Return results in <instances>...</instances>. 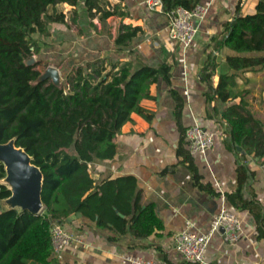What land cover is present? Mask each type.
<instances>
[{
    "label": "crops",
    "instance_id": "obj_1",
    "mask_svg": "<svg viewBox=\"0 0 264 264\" xmlns=\"http://www.w3.org/2000/svg\"><path fill=\"white\" fill-rule=\"evenodd\" d=\"M109 2L119 4L125 14L102 19L99 13L93 17L89 14L84 0L76 5L62 2L65 21L50 22L47 35L35 34L45 43L37 57L47 62L44 69L57 65L62 80L75 65L99 57L131 61L135 68L172 63L170 82L159 78L151 84L152 96L141 100L152 113L151 118L133 112L115 136L116 154L90 162L96 182L135 175L140 203L154 204L163 229L149 236H135L130 231L119 232L112 223L100 226L95 219L76 212L65 219L64 225L81 240H74L54 257L60 264H128L129 253L156 259L160 264H264V220L259 224L250 208L236 207L227 197L238 186L237 162L247 163L254 174L244 192L260 202L264 218V156L250 154L244 147L245 152L240 151L230 138L231 126L223 111L242 96L223 101L212 91L214 97L209 98L210 87L202 75L209 56L217 62L214 86L222 73H236L237 90L243 91L248 108L264 121V65L239 68L229 62L232 55L255 57L264 52L237 54L228 46L217 48L215 41L227 22L239 14L255 12L258 0H200L208 6V12L196 20L199 29L187 47L171 37L167 12L150 10L145 0ZM122 22L140 25L142 30L128 44L119 46L115 37ZM37 68L41 69L40 65ZM194 123L215 132V142L205 153L190 149L186 131ZM223 205L239 214L241 236L228 241L221 232H215L205 262L185 259L175 248V233L183 228L208 230Z\"/></svg>",
    "mask_w": 264,
    "mask_h": 264
},
{
    "label": "trees",
    "instance_id": "obj_2",
    "mask_svg": "<svg viewBox=\"0 0 264 264\" xmlns=\"http://www.w3.org/2000/svg\"><path fill=\"white\" fill-rule=\"evenodd\" d=\"M79 1L0 0V141L15 138L17 145L34 156L44 173L45 204L40 213L0 209V264H60L53 254L50 225L53 220L64 222L76 212L95 219L100 226L112 223L119 232L130 231L135 236H149L163 229L154 204L140 203L135 175L111 176L96 182L90 162L116 154L115 136L133 112L151 118L152 113L141 100L152 96L151 84L159 78L170 82L172 63L135 68L131 61L99 57L75 65L60 84L51 78L40 79L43 71L37 68L39 60L27 63L45 44L35 34L47 35L50 22L65 21V12L55 7ZM84 2L92 17L98 13L102 19L125 14L119 4L111 5L109 0ZM199 2L163 0V11L170 12L179 5L193 8ZM141 30L140 25L122 22L115 43L126 45ZM215 41L217 48L228 46L237 54L264 52V0H258L255 12L239 14L227 22ZM229 62L239 68L264 65V54L232 55ZM216 66V60L209 56L203 67L209 98L214 97L212 91L223 101L242 96L223 111L231 126L232 142L250 154L264 156V121L248 108L243 91L237 90L236 73H222L214 86ZM178 105L181 109L180 98ZM253 174L247 163L238 161V186L227 197L236 207L250 208L261 224L264 218L260 202L244 192ZM6 175L5 164L0 161V180ZM10 194V188L0 181V200Z\"/></svg>",
    "mask_w": 264,
    "mask_h": 264
},
{
    "label": "built area",
    "instance_id": "obj_3",
    "mask_svg": "<svg viewBox=\"0 0 264 264\" xmlns=\"http://www.w3.org/2000/svg\"><path fill=\"white\" fill-rule=\"evenodd\" d=\"M150 10H163V0H145ZM208 12V6L198 3L193 8L179 5L167 12L170 16L169 32L172 38L187 47L193 42L202 19ZM186 137L193 152L205 153L215 142V132L194 123L186 131ZM242 222L239 214L227 205L214 215L210 227L203 232L183 228L174 235L176 250L187 260L205 262L206 252L215 232H221L228 241H236L241 236ZM53 254L60 252L74 240H81L67 229L64 222L53 220L50 225ZM128 264H160L158 260L145 258L139 254L126 255Z\"/></svg>",
    "mask_w": 264,
    "mask_h": 264
},
{
    "label": "water",
    "instance_id": "obj_4",
    "mask_svg": "<svg viewBox=\"0 0 264 264\" xmlns=\"http://www.w3.org/2000/svg\"><path fill=\"white\" fill-rule=\"evenodd\" d=\"M34 62L33 56L27 60L28 64ZM45 78H51L54 83L60 84L62 80L59 67L57 65L48 66L40 76L41 80ZM237 148L245 152L242 145L238 144ZM0 161L5 164L7 171V175L0 181L11 190L10 196L0 200L10 202L3 210L14 208L19 211L42 212L45 208L42 197L44 173L41 167L34 162V156L25 147L17 145L15 138H11L6 142L0 141ZM6 180L11 183L8 184ZM78 213L82 214V212Z\"/></svg>",
    "mask_w": 264,
    "mask_h": 264
},
{
    "label": "rangeland",
    "instance_id": "obj_5",
    "mask_svg": "<svg viewBox=\"0 0 264 264\" xmlns=\"http://www.w3.org/2000/svg\"><path fill=\"white\" fill-rule=\"evenodd\" d=\"M55 8L58 9V10H64V6H63V4H61V3H59V4L57 5V7H55ZM50 10H52V8H51ZM33 57H34V59H35V62H37V61H36V60H38L37 53L34 54ZM38 65H40L41 70L44 72V70H45L44 68H45V66L47 65V62H45V60H43V61H40V62L37 64V66H38ZM61 80H62V77H61ZM63 80H64V78H63ZM6 182H7L8 184L11 183V182L8 181V180H6ZM9 204H10V202H9L8 200H6V201H0V209H3L4 207H6V206L9 205Z\"/></svg>",
    "mask_w": 264,
    "mask_h": 264
}]
</instances>
